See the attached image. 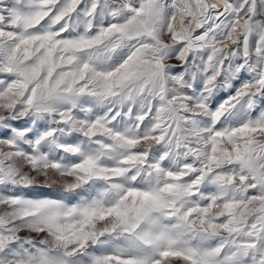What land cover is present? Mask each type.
Wrapping results in <instances>:
<instances>
[{
  "label": "snow or ice",
  "instance_id": "obj_1",
  "mask_svg": "<svg viewBox=\"0 0 264 264\" xmlns=\"http://www.w3.org/2000/svg\"><path fill=\"white\" fill-rule=\"evenodd\" d=\"M0 264H264V0H0Z\"/></svg>",
  "mask_w": 264,
  "mask_h": 264
}]
</instances>
